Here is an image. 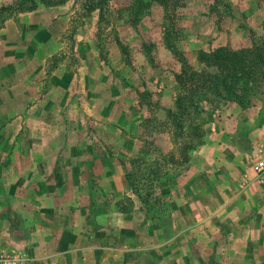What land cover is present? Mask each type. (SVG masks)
I'll use <instances>...</instances> for the list:
<instances>
[{"label": "rangeland", "instance_id": "obj_1", "mask_svg": "<svg viewBox=\"0 0 264 264\" xmlns=\"http://www.w3.org/2000/svg\"><path fill=\"white\" fill-rule=\"evenodd\" d=\"M15 1L0 0V10ZM84 1L66 0L51 7L40 5L30 12L0 13V65L15 58L16 43H25L31 37L43 45L48 41L49 46L53 42L61 46L47 58L41 76L31 75V70L35 69H20V75L0 71V111L4 112L0 115V255L6 259L24 255L25 264H28L23 250L29 245L26 240L30 221L11 207H36L40 198L44 201L43 189L36 182L51 181V168L56 164H50L43 156L57 154L56 148H59L58 155L61 151L65 155L69 153L64 148L65 143L61 146L66 133L42 129L35 132L33 123L29 127V116L46 105L44 108L65 111L70 106L86 109V112L89 107L95 108L101 114L104 110L116 111L119 117L114 122H99V129H103L101 137H93L97 134L95 124L83 122L81 136L94 142L91 147L76 149V155L85 157L88 153L102 154L106 150L118 169L123 168L119 169L123 171L118 175L122 176L126 170L131 172L137 190L128 183L127 188L130 193V189L136 190L132 193H137L135 201L119 196L109 207L118 214L132 213L135 218L142 219L136 231L146 238L145 241L142 238L141 244L147 248L142 251L143 264H264L263 212L261 221L257 218L246 224L247 215L257 214L254 209L243 207L245 214L241 216V227L231 228L225 221L235 220L232 213L236 207L227 216L218 218L215 215L220 207H203L204 198H200V204L195 206L196 196L190 183L183 181L178 189L166 179L157 181L148 177V173L153 172L173 174V178L183 176L190 166L198 167L202 160L201 155L194 156V152H189L188 162L183 163L178 158L179 148L172 145L170 121L163 125L166 111L160 109L163 106L159 99L167 104V98H172V104L164 108L173 107L174 73L181 67L180 59L198 67L197 53L201 49L209 50L219 45L233 49L253 45L264 47V0H183V5L177 6L168 18H165L162 6L152 1L140 19L133 22L126 11H120L121 8L125 10L130 0H111L104 23H99L98 11H85ZM58 67L66 73L68 92L71 93L66 104L59 96L48 98L52 85L50 78ZM26 80L36 82L30 85L32 88L37 86L31 100L25 99ZM145 90L150 95H143L141 99L139 93ZM17 110L19 115L7 116L8 112ZM55 115L59 121L58 112ZM233 115L236 118L230 117ZM205 116L209 123L205 127L204 143L217 129L226 130L227 134L218 139L220 142L231 140L232 146L222 147L218 152L224 150L229 159L238 161V172L253 170L264 153V87L246 109L228 102L219 109H210ZM13 121H17L16 125ZM36 136L41 140V148L31 144V139ZM103 139L108 141L110 150L103 149ZM46 143L53 145L45 148ZM171 149L177 156L176 162L168 161L167 154ZM138 158L141 160L131 163ZM154 159L160 163L156 165ZM58 168L67 172L68 167L64 164ZM87 174L86 183L93 185L94 178ZM140 176L144 178L139 180ZM103 184L107 185L105 181ZM157 189L165 195L164 207L159 195L154 197ZM148 190L147 201L139 200V196L145 197ZM63 198L66 203V195ZM93 199L96 207L97 204L105 206L104 199L112 200L102 189ZM212 201L219 202L218 197H212ZM29 214L33 213L30 211ZM209 215L213 219L210 220ZM250 231L253 232L250 234Z\"/></svg>", "mask_w": 264, "mask_h": 264}, {"label": "crops", "instance_id": "obj_2", "mask_svg": "<svg viewBox=\"0 0 264 264\" xmlns=\"http://www.w3.org/2000/svg\"><path fill=\"white\" fill-rule=\"evenodd\" d=\"M53 43L49 46L47 41L46 45H43L37 43L32 37L25 43H16L14 45L15 52L17 51L15 58L3 62L0 65V71L20 75V69H35V71L31 70V75L35 73L36 77L41 76L47 58L61 48L58 42L57 44L56 42ZM9 70L12 72H9ZM174 71L176 72V70ZM65 75L66 73L60 67L51 75L50 82L52 85L48 98L54 99L59 96L61 97L60 101H65L66 104L67 97L71 96V93L68 92V81ZM26 81L24 84L28 87V91L25 99L31 100L37 86L32 88L30 85L36 82ZM91 92L88 94L94 96ZM159 100L163 107L172 104V98H167L169 100L167 104L163 103L161 99ZM44 107L46 105L42 109H35L33 114L29 116V118H34V120L30 118L28 121L29 127L31 128L33 123L35 132L43 130L66 133L65 142L63 141L61 146L65 143L64 148L68 149L69 153L65 155L61 151V154L58 155L59 148H56L57 151L54 152L57 154L43 156L50 164H56L55 167L52 166L51 168V181L48 182L46 179L43 183L35 181L43 189L44 201L40 198L36 207H11L14 212L21 213L30 221L27 226L29 238L26 240L29 245L28 249L23 250L28 259V264H143L142 251L144 252L147 248L142 247L141 244L142 238L144 241L146 238L142 236V233L139 234L136 231L137 226L140 227V224H142V219L135 218L132 213L118 214L112 207H109L110 202L114 204L119 196H125L132 202L135 201L136 197L134 195H137V193L132 194L134 193L133 190L130 189L132 192L130 193L127 188L125 172L122 173V176L118 175L123 171L120 172L119 169L123 168L118 169L116 162L111 161L113 158L109 157L106 150L102 154L93 155L88 153L85 157L84 155H76L78 152L76 149L79 147L82 149L84 146L91 147L94 142V140L84 139L81 136L84 130L83 122L87 120L95 124L97 134L93 137H101L103 129H99V122H114L116 117H119L116 115V111L104 110L101 114L91 107L87 112L86 109H75L73 106H70L66 111L65 109L56 110L53 107L52 109ZM19 112L18 110L15 113L8 112L7 116L12 114L11 117H13L14 114L19 115ZM55 112L59 114L57 115L60 118L59 121L55 117ZM0 115L3 116L4 112L0 111ZM230 117L236 118L235 115ZM16 122L13 121V124L16 125ZM224 134H227L226 130L217 129L215 134L209 136L200 148L191 151V153H195L194 156L201 155L202 160L198 167L192 165L183 176L173 178V174H171V176L167 175L166 178L159 177L157 181L166 179L169 184L171 182V185L176 186L178 189L181 188L180 185L183 181L186 182L185 184L190 183L192 193L196 196L194 198L195 206L200 204V198H204L203 207H220L215 215L218 218L222 215L227 216V213H231L232 208L236 207L235 213H232L235 215V220L230 221L231 219H227L225 222L231 228H234V226L238 228L237 225L241 227V216L245 214L243 207H247V210L254 209L257 214L247 215L244 223L248 224L257 218L259 221L264 219L263 215L261 219V212L264 213V183L259 184L254 180L255 172L252 169L248 173L238 172L239 169L236 167V165H239L238 161L229 159L223 153L224 150L218 152L222 147L232 146L231 140L219 141V136ZM216 138L217 140H215ZM103 140V149L110 150L108 141ZM40 143L41 140L37 136L34 140L31 139V144L34 147L41 148ZM50 143H46L44 147L51 148L53 144ZM56 146L59 145L56 143ZM238 155L240 156V154ZM64 164L68 167L67 172L62 171V168L61 170L58 168ZM87 173H90L94 178L93 185L88 186L86 183ZM104 181L107 185L103 184ZM200 188H203V192H200ZM101 189L112 200L107 199L106 201L104 199L105 206L99 207V204H97L96 207L94 206L93 197L99 195ZM64 195L68 200L66 203L64 202ZM158 195L161 194L157 189ZM14 197L16 199L17 195ZM212 197H218L219 202L214 203ZM160 203L161 206L164 204L163 201ZM30 211L33 213L32 215L29 214ZM14 212L13 216H16ZM213 212H216V210ZM208 217L210 220L213 219L211 215ZM262 223L264 224V221ZM229 232H231V229H229ZM252 232L250 231V234ZM233 234L237 236L238 233L234 232ZM252 237L254 238V236Z\"/></svg>", "mask_w": 264, "mask_h": 264}, {"label": "trees", "instance_id": "obj_3", "mask_svg": "<svg viewBox=\"0 0 264 264\" xmlns=\"http://www.w3.org/2000/svg\"><path fill=\"white\" fill-rule=\"evenodd\" d=\"M66 0H16L14 4L3 6L2 12L22 13L36 10L38 6L51 7L60 5ZM111 0H85V11H98L99 23L105 20V13L109 12ZM152 1L157 2L165 11V18L173 13L177 6L183 5V0H130L125 10L131 16L130 22L140 19L141 15L150 7ZM123 46V45H121ZM124 49V46H123ZM181 67L174 73L176 94L172 108L160 107L166 111L163 125L170 121L172 131V145L179 148L178 158L184 163L188 162L189 152L204 144L206 125L209 123L205 116L210 109H219L228 102H234L242 109L248 108L256 93L264 87V47L248 46L233 49L228 45H219L209 50L201 49L197 53L198 67L182 58ZM144 92V93H143ZM139 93L150 95L148 90ZM187 132V135H185ZM168 151V161L176 162L174 151ZM141 159H133L136 163ZM156 165L158 159L153 161ZM138 163V162H137ZM157 168V167H156ZM158 169V168H157ZM156 169V170H157ZM160 174V173H159ZM148 173V177L157 179L166 177L168 173ZM125 177L128 185L134 188L131 172L126 171ZM140 176L139 180H141ZM137 190V189H136ZM136 190H133L136 192ZM149 190L145 197L139 196L146 202ZM155 199L157 193H155ZM165 197L159 196L164 202ZM165 206V203L162 205ZM159 216V214H157Z\"/></svg>", "mask_w": 264, "mask_h": 264}, {"label": "built area", "instance_id": "obj_4", "mask_svg": "<svg viewBox=\"0 0 264 264\" xmlns=\"http://www.w3.org/2000/svg\"><path fill=\"white\" fill-rule=\"evenodd\" d=\"M255 178L254 180L259 184L264 183V153L263 155L256 161L254 165ZM26 259L24 255H15L13 258L6 259L3 255H0V264H25Z\"/></svg>", "mask_w": 264, "mask_h": 264}]
</instances>
